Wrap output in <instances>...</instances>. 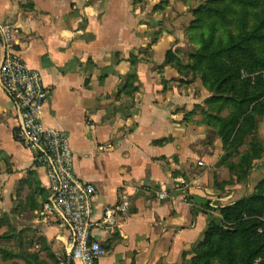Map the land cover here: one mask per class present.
I'll use <instances>...</instances> for the list:
<instances>
[{"label":"crops","instance_id":"obj_1","mask_svg":"<svg viewBox=\"0 0 264 264\" xmlns=\"http://www.w3.org/2000/svg\"><path fill=\"white\" fill-rule=\"evenodd\" d=\"M171 11V0H0L15 50L52 89L44 126L66 132L76 174L96 188L93 219L130 203L117 227L92 232L107 250L100 264H192L209 217L244 196L220 164L217 130L202 123L206 90L165 63L168 50L186 51ZM19 124L0 86V230L32 234L36 264H55L63 243L39 221L47 179Z\"/></svg>","mask_w":264,"mask_h":264},{"label":"trees","instance_id":"obj_2","mask_svg":"<svg viewBox=\"0 0 264 264\" xmlns=\"http://www.w3.org/2000/svg\"><path fill=\"white\" fill-rule=\"evenodd\" d=\"M194 13L190 27L207 29L198 35L189 55L192 62L182 65L168 50L165 63L174 60L182 71L200 76L210 93L202 123L217 130L225 151L238 154L236 161L224 158L220 164L231 181L234 177L245 183L264 149L258 132V118L264 117V77H250L255 69L264 71V0H205ZM248 139L249 150L239 153ZM218 210L220 218L209 217L192 264H253L256 259L264 264V179L254 192Z\"/></svg>","mask_w":264,"mask_h":264},{"label":"built area","instance_id":"obj_3","mask_svg":"<svg viewBox=\"0 0 264 264\" xmlns=\"http://www.w3.org/2000/svg\"><path fill=\"white\" fill-rule=\"evenodd\" d=\"M15 34L13 26L0 21V86L20 117L16 138L32 154L35 166L44 170L47 179L48 197L39 211V221L56 228V237L63 243L55 264H100L107 250L91 237L92 232L117 227L130 203L124 198L119 204L105 207L99 220L93 219L96 188L76 174L66 132L44 126L43 111L52 89L15 50ZM99 149L105 150L106 146ZM260 261L256 259L253 264Z\"/></svg>","mask_w":264,"mask_h":264},{"label":"rangeland","instance_id":"obj_4","mask_svg":"<svg viewBox=\"0 0 264 264\" xmlns=\"http://www.w3.org/2000/svg\"><path fill=\"white\" fill-rule=\"evenodd\" d=\"M172 1V11H171V22H173L172 25V32L175 35H186V51H182V56L179 58V56L173 51L174 57L179 59V61H182V65H188L192 61L189 58V55L192 51V49H195L198 44V35L201 33L206 32V27H200V28H191L190 24L191 21L195 17L194 9L199 6L200 3H202L205 0H171ZM178 2H182L183 4H186V10H179ZM181 11V13H180ZM180 13V14H179ZM186 13V14H184ZM182 16V19L178 20L179 17ZM183 17L185 18V22H183ZM188 76L193 80H199V82L202 84L200 80V76L195 74L193 71L187 72ZM262 75L264 77V71H260L259 69H255L252 74L250 75L251 78H254L257 75ZM244 76H246L244 74ZM203 88L207 92V97L209 91L207 88L202 84ZM206 97V98H207ZM205 98V100H206ZM204 100V101H205ZM205 105V104H204ZM206 108V105H205ZM204 108V109H205ZM226 115V110H224L221 113V116ZM259 122V138L263 142V148H264V140L262 135H264V117L258 118ZM249 139L246 141V144L241 146L238 150L239 153H244L245 151L249 150V147L247 146ZM223 149V147H222ZM262 156L261 158L255 160L253 162V166L249 172V176L245 183H241L242 192L244 188V196L251 194L256 189L258 183H260L264 178V149H262ZM224 158H229L231 161H236L238 159V154L232 152V151H225L224 149ZM221 159V161H222ZM221 163V162H220ZM226 170L227 167L224 164H221ZM260 167V168H258ZM262 167V168H261ZM229 173V171L227 170ZM230 177L231 174L229 173ZM243 196V197H244ZM219 217H215L214 219H219ZM4 220H0V228L4 227L5 225ZM3 225V226H2ZM36 238L32 234H26L25 235H17V233H14L10 230H0V264H36L35 259H33L34 255L38 258V251L39 248L34 247ZM41 251V249H40ZM39 257H44V255H40Z\"/></svg>","mask_w":264,"mask_h":264}]
</instances>
